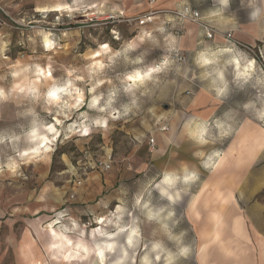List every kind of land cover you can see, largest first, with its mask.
<instances>
[{
    "label": "rangeland",
    "instance_id": "1",
    "mask_svg": "<svg viewBox=\"0 0 264 264\" xmlns=\"http://www.w3.org/2000/svg\"><path fill=\"white\" fill-rule=\"evenodd\" d=\"M166 1L2 0L0 264H24L28 244L29 264H199L192 212L211 168L227 165L233 191L264 176V0H187L213 37ZM196 80L214 90L206 126L182 109ZM162 133L170 147L146 156ZM107 162L122 179L99 212L77 192ZM171 175L176 200L158 188ZM51 228L91 251L72 260Z\"/></svg>",
    "mask_w": 264,
    "mask_h": 264
},
{
    "label": "crops",
    "instance_id": "2",
    "mask_svg": "<svg viewBox=\"0 0 264 264\" xmlns=\"http://www.w3.org/2000/svg\"><path fill=\"white\" fill-rule=\"evenodd\" d=\"M184 6H191V4L187 0H167L165 3L160 4V7L163 9H182ZM195 30L197 29L191 28V32L189 33L193 34ZM197 35L195 45L199 48V33ZM227 40L231 42V40ZM204 61L210 63V58L204 57ZM196 81L197 83H194L195 85L192 84V86L186 88L188 92L196 93V95L193 98L189 97L188 100V97H186L182 109H184L185 118H187L186 121L188 123H197V125H199L200 120V123L206 126L216 106L214 100H208L210 96L212 99L214 98V96L210 95L214 90H202L199 95V83L198 80ZM205 131L206 128L198 129L196 134L203 140L206 136V134H203ZM174 137L175 136H172V134L162 133V136H159L157 139L158 143L154 150L151 148L148 140L144 145L147 152L146 156L151 155H148L149 152L158 154L161 152L162 148L165 149V152L166 148L168 149L170 147ZM142 164L143 166L147 164L145 158L142 160ZM226 167L227 165L218 170H212L211 168L210 172L213 175L212 178L208 181H203L200 187V189H202L203 185L207 183L198 203L200 217L199 220L196 219V221H199V225L197 224V227H199V264H264V176L260 178L259 182L244 181L241 186H237L236 189H244V196L241 198L238 197V191H236V189L233 191L234 188L230 185V182L220 175V173L225 171ZM110 169L102 168V173L91 176L93 177L92 181L86 184V187L81 186L78 188L77 193L79 194V199L83 197L86 199L85 194L92 195L91 198L95 200L99 198V201L95 204L99 212H106L105 203L115 198L117 195L115 192L122 179L121 173L117 172L114 166H111ZM205 171L207 172L208 170ZM173 179H175V177H173ZM216 189H218V191H231L234 196L231 198L232 193H224L228 195V202L224 203L222 199L214 196V191ZM257 194H259L260 197H256ZM215 210L223 215L224 220V226L223 224L220 226V237L218 240L212 239L216 234L211 230L213 224L212 213ZM241 221L244 230H241ZM235 222L237 223V231L234 229ZM48 231L51 236L55 235L59 237L60 239L58 241H61V239H64L65 242L71 240L69 245H63L71 249V253L86 252L88 251L87 247L89 251L92 249L91 245H82L86 240L84 236L74 238L70 234H68V236L63 234L65 237H62V232L57 229L51 228L48 229ZM53 244L54 242L49 241L48 247L51 248ZM29 246L28 244L23 247L24 264L30 263L27 261ZM20 263L22 264V261H20Z\"/></svg>",
    "mask_w": 264,
    "mask_h": 264
},
{
    "label": "bare ground",
    "instance_id": "3",
    "mask_svg": "<svg viewBox=\"0 0 264 264\" xmlns=\"http://www.w3.org/2000/svg\"><path fill=\"white\" fill-rule=\"evenodd\" d=\"M56 11H58L59 9H54ZM143 77L142 75L139 76V78ZM57 97V95L55 96ZM200 134V133H199ZM202 134V133H201ZM204 134V132H203ZM45 139V138H44ZM44 139H41L38 143H37V146H36V150H39L40 149V146L44 143ZM223 163V159L220 160V162L218 163V167L221 166V164ZM165 183H159L158 184V188H160V190L163 192V194H165L169 199H172V200H176L178 197H179V193H177V195H175L174 193H172L170 191L169 188L172 187V183L174 182V179L172 176H167L165 179H164ZM167 183V184H166ZM216 198H219V199H222V201L224 203H227L228 202V195H225L222 191H218L216 196ZM198 199V197L196 198ZM196 203V200L194 202V204ZM195 206V205H194ZM193 206V215L195 217H200V214L197 212V208ZM212 216H213V224H214V227L212 228V230L215 232L216 236L214 238H212L213 240H218L219 239V235H220V225H222V220H221V216L219 214V212L217 210H215L213 213H212ZM61 240H64V239H61ZM57 244V243H56ZM99 251V252H98ZM98 254L100 253H104V250L102 247L99 248L98 250ZM78 253H70V257L72 260H75V258L79 257L77 256Z\"/></svg>",
    "mask_w": 264,
    "mask_h": 264
},
{
    "label": "built area",
    "instance_id": "4",
    "mask_svg": "<svg viewBox=\"0 0 264 264\" xmlns=\"http://www.w3.org/2000/svg\"><path fill=\"white\" fill-rule=\"evenodd\" d=\"M4 9L5 8H4V5L2 4V0H0V10L3 11ZM179 13L184 17H188V16L191 17V19L194 22L198 23V25L200 23V25L203 26L205 28V30H207L206 34L208 35V37H213L212 29L206 23L199 21L203 18V16L197 8H192L191 6H184ZM152 20H153V16L149 15V16H145V18H142L140 23L145 24V23L152 21ZM0 23L1 24L6 23V21L1 16H0ZM150 143L152 145L155 144V139L153 137L150 139ZM104 168L105 169L110 168V163L109 162L104 163Z\"/></svg>",
    "mask_w": 264,
    "mask_h": 264
},
{
    "label": "snow or ice",
    "instance_id": "5",
    "mask_svg": "<svg viewBox=\"0 0 264 264\" xmlns=\"http://www.w3.org/2000/svg\"><path fill=\"white\" fill-rule=\"evenodd\" d=\"M224 2L226 3L227 0H224ZM105 47H107V45H105ZM154 71H158V69H155ZM49 75H51V73H49ZM129 79H131V77ZM52 95L55 96V93H52ZM109 247H111V246H109ZM100 255L103 256V253H100Z\"/></svg>",
    "mask_w": 264,
    "mask_h": 264
}]
</instances>
